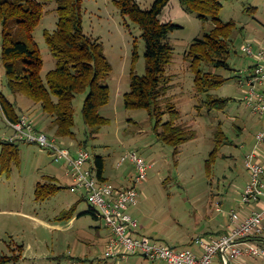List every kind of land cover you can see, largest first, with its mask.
<instances>
[{
  "label": "rangeland",
  "instance_id": "obj_1",
  "mask_svg": "<svg viewBox=\"0 0 264 264\" xmlns=\"http://www.w3.org/2000/svg\"><path fill=\"white\" fill-rule=\"evenodd\" d=\"M116 1L83 0L85 33L103 45L112 65L106 81L110 102L100 111L109 123L88 141L86 149L93 160L96 156L104 158L109 184L117 187L133 186L138 174L131 159L120 165L122 159L132 154L143 158L150 168L147 180L137 185L140 199L132 207L131 217L146 235L178 248H193L188 246L191 240L218 230L229 220L232 210H240L241 193L249 181L245 157L256 149V136L264 131L263 117L245 101L248 87L240 84L256 64L242 47L249 42L264 41V0H221L219 19L236 25L230 57L233 71L218 70L228 80L211 92L230 99L225 110L209 111L201 105L204 97L196 94L195 74L185 57L190 45L214 28L213 19L202 21L199 14L184 7L182 0H169L160 15L162 23L180 27L168 36L174 49L173 61L167 68L172 86L169 96L180 112L179 122L190 126L196 134L179 148L177 155L173 147L157 140L155 122L146 110L125 107L124 95L130 90L132 72L139 76L146 73V42L141 27L121 13ZM137 1L143 9H151L157 0ZM57 8L55 1L44 4V16L33 34L44 60V81L57 66L44 36L45 30L53 32L57 28ZM1 52L0 35V55ZM0 75L5 89L3 69ZM259 90L264 93V86ZM24 98L17 99L23 113L30 115L45 134L54 136L42 109L32 108L31 101ZM84 100L85 94L74 100V130L79 141L85 140L87 131ZM168 119L169 116L164 118ZM219 130L225 134L227 143L219 147L214 161L208 164L217 147ZM5 132L10 130L0 107V135ZM19 148L18 158L8 159L3 169L0 165V258H13L8 264L160 263L146 260L141 263L143 259L137 257L105 259L106 237L111 231L104 221L90 213L89 200L70 190L65 164L56 163L48 151L36 144L23 143ZM259 149L264 152V142ZM49 177L58 178L55 182L63 189L39 201L37 184L50 183L54 178ZM248 264H264V259L248 260Z\"/></svg>",
  "mask_w": 264,
  "mask_h": 264
},
{
  "label": "trees",
  "instance_id": "obj_2",
  "mask_svg": "<svg viewBox=\"0 0 264 264\" xmlns=\"http://www.w3.org/2000/svg\"><path fill=\"white\" fill-rule=\"evenodd\" d=\"M50 1L57 2L59 18L57 28L53 32L45 30L44 36L57 66L44 81V60L33 34L44 16V4ZM168 3L169 0H157L151 9H143L137 0L116 1L121 13L141 27L146 42V73L139 76L132 72L130 90L124 95L125 107L129 110H146L155 122L157 140L173 147L177 155L179 148L193 140L196 134L190 126L179 122L180 112L169 96L172 86L167 68L173 61L174 49L168 36L180 27L160 21L159 17ZM182 3L189 12L199 14L202 21H207L209 17L214 21L210 33L196 39L185 57L195 74L196 94L204 97L201 105L209 111L225 110L230 99L217 97L211 92L228 80L218 74V70L233 71L230 57L236 25L219 19L221 0H182ZM82 10L83 0H0V70L3 69L6 76L5 89H2L0 75V107L7 128L8 121L16 123L25 114L17 103L18 97L24 96L27 101H31L32 108L39 106L42 109L50 121L49 127L53 129L54 137L72 150H87L88 141L109 123V119L102 116L100 111L108 105L111 96L106 81L112 73V65L103 45L85 33ZM81 94H85L83 118L87 126L83 141L76 138L74 130V100ZM166 116H169L168 120H164ZM61 139L70 141L64 140L65 143ZM216 140L217 147L208 164L214 161L219 147L227 143L221 130ZM0 147V165L3 169L8 159L18 158L20 144L0 141ZM90 166L96 170L101 182L107 181L102 156H96L94 160L91 157ZM55 181L51 179L50 183L37 184V200L45 201L63 189ZM83 199L88 200L84 196ZM90 213L98 219L92 206ZM136 234L146 235L141 226ZM151 238L173 246L162 239ZM12 260L11 257H3L0 258V264H8Z\"/></svg>",
  "mask_w": 264,
  "mask_h": 264
},
{
  "label": "built area",
  "instance_id": "obj_3",
  "mask_svg": "<svg viewBox=\"0 0 264 264\" xmlns=\"http://www.w3.org/2000/svg\"><path fill=\"white\" fill-rule=\"evenodd\" d=\"M242 51L255 59L245 81V101L247 106L264 120V93L259 90L264 86V48L256 50L250 42ZM10 133L0 135L1 142L11 144H36L48 151L56 163H64L71 179L70 190L86 197L97 218L104 221L111 231V238L106 245L104 257L111 260H127L141 256L150 262L166 264H242L246 260L264 259V207L257 206L264 202V156L259 146L264 142V131L257 134L258 145L245 157V166L249 172V181L241 193L240 210L229 214L228 226L220 236L198 238L199 249L175 248L149 236H139L137 221L130 214V209L139 203L140 192L137 185L147 180L150 165L137 154L125 156L135 163L138 174L133 186L115 187L108 182H101L96 170L90 166L91 155L85 149L72 150L61 144L54 136H48L37 129L34 120L22 115L18 122L8 121ZM244 208V209H243ZM249 209L246 214L243 210Z\"/></svg>",
  "mask_w": 264,
  "mask_h": 264
},
{
  "label": "crops",
  "instance_id": "obj_4",
  "mask_svg": "<svg viewBox=\"0 0 264 264\" xmlns=\"http://www.w3.org/2000/svg\"><path fill=\"white\" fill-rule=\"evenodd\" d=\"M251 43V42H250ZM251 44H253V46H254V48L256 49V50H258V49H261V48H264V41L262 42V41H255L254 43L252 42ZM262 152V151H261ZM262 154H263V156H264V152H262ZM66 171H67V169H66ZM68 177H69V174H68V171H67V174H66ZM105 176V178H106V182H108V183H110L109 182V180H108V177H106V175H104ZM49 178H54V180H56V181H59V179L58 178H56V177H49ZM69 179H70V177H69ZM248 183V182H247ZM70 184H71V179H70ZM70 184H69V187H70ZM115 187H117V186H115ZM244 190V189H243ZM82 196V195H81ZM83 197V196H82ZM261 207H264V202L262 203V204H260V205H258L257 206V209H260ZM132 209V208H131ZM131 209H130V211H131ZM240 209H242L241 207H240ZM244 209V208H243ZM218 211L220 212V208H218ZM243 212L244 213H248L249 212V209H245V210H243ZM131 214V213H130ZM73 221V220H72ZM227 226H228V221L227 222H225V223H223V224H221V226H219L220 228H218V230H215V231H213V232H210L209 234H208V236H204V235H202V236H200V237H197L196 239H193V240H191L188 244H190V245H188V246H192L193 248H190V249H193V250H198L199 249V246H198V244H196L195 242H196V240L198 239V238H203V237H205V238H209V237H214V236H220V235H222L223 233H225V231L227 230ZM217 227V226H216ZM140 228V226L138 225V229ZM141 228H142V226H141ZM212 230H213V228H211ZM146 236H148V235H146ZM150 237V236H149ZM110 238H111V234H109L107 237H106V245H107V243L109 242V240H110ZM106 249V248H105ZM134 257H137V258H140V259H143L142 261H141V263L142 262H144V260H146L145 258H143V257H141V256H133V257H130V258H134ZM129 258V259H130ZM128 260V259H127ZM147 261V260H146ZM157 262H160V263H156V264H161V261H157ZM162 263H165V262H162ZM215 264H221V263H219V262H215ZM242 264H248V260H246L245 262H243Z\"/></svg>",
  "mask_w": 264,
  "mask_h": 264
}]
</instances>
